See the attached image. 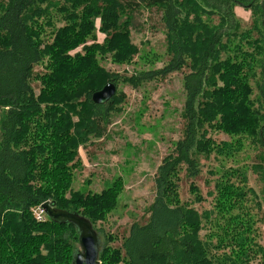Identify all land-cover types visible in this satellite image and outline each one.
<instances>
[{
    "label": "trees",
    "instance_id": "trees-1",
    "mask_svg": "<svg viewBox=\"0 0 264 264\" xmlns=\"http://www.w3.org/2000/svg\"><path fill=\"white\" fill-rule=\"evenodd\" d=\"M142 6L164 12L173 59L158 74L179 71L186 64L185 58L192 57L188 65L191 72L184 77L185 133L176 153L160 167L149 222L130 230L124 254L109 252L106 256L103 247L99 260L102 264H222L217 251L222 250L228 253L231 264H243L241 251L255 254L245 249V243L238 245V240L240 236L255 239L256 229L249 227L239 233L238 221L253 226L258 219L256 211L264 208V190L251 187L249 175L240 171L241 164L245 165L264 184V0H0V108L4 109L0 122V264H73L79 233L69 223L48 218L38 222L34 209L43 203L81 214L93 226L114 207V188L100 194L71 190L74 170L82 165L78 147L85 143L86 135L47 118L41 107L49 102L34 95L31 80L43 53L48 52L52 73L47 74L51 78L44 84L49 95L60 100L74 91L79 81L75 76L83 72L82 62L92 60L98 51L105 48L113 52L116 64L129 62L137 54L129 42V30ZM55 7L60 12L67 10L66 18L78 23L80 30L65 29L53 49L42 51L39 41H34L38 34L32 24ZM236 7L252 14L251 27L241 29ZM75 8H82L81 13ZM216 14L218 23L205 22V15ZM98 22L101 33L107 34L103 50L95 44L92 51H86V58L69 57V50L85 44L88 38L96 39ZM158 74L146 73L143 80L150 81ZM109 82L116 85L118 78ZM107 83L88 94L91 106L100 113L97 120L104 122L113 100L100 106L92 102V96ZM86 86L87 82H80V87ZM74 94L67 96L73 98ZM205 127L231 140L206 138L207 131L201 133ZM88 131L102 135L94 125L83 130ZM240 136L248 137L246 141L254 147V161L244 154L247 149ZM202 156H214L218 163L209 173L203 169ZM183 172L189 178H199L205 172L206 179L211 175L205 183H214L208 195L218 194L216 207L200 214L189 205H179L175 180ZM189 191L191 205L208 202L196 183ZM225 210L231 211L232 222L222 226L218 234L207 232L206 237L214 240L211 243L201 241L202 220L209 221L213 213ZM230 231L235 234L230 236Z\"/></svg>",
    "mask_w": 264,
    "mask_h": 264
},
{
    "label": "rangeland",
    "instance_id": "rangeland-1",
    "mask_svg": "<svg viewBox=\"0 0 264 264\" xmlns=\"http://www.w3.org/2000/svg\"><path fill=\"white\" fill-rule=\"evenodd\" d=\"M81 9L73 10L81 13ZM66 16H68L67 10L60 12L55 7L49 8L47 13L36 18L32 30L38 34L34 41H39L38 45L42 51L53 49L57 39L66 32L65 29L71 28L74 32L80 30L78 23L69 21ZM163 17L164 12L159 8L142 6L135 12L134 27L129 30V42L137 49V54L133 55L129 62L120 64L114 62V53L103 47L107 34L101 33V24L98 22L96 39L88 38L85 44L67 53L71 58L80 56L83 59L88 56L86 51H92L95 44L102 50L104 48V52L98 51L92 60L82 62L84 74L82 72L75 76L79 81L74 86V91L68 93L76 92L73 98L68 97L67 94L62 99L56 100L49 95L48 87L44 84L51 78V76L46 77L47 74L52 73V58L48 52L43 53V61L32 73L31 86L34 95L40 100L49 102L41 107L47 118L64 123L75 133L80 131L79 133L86 135L83 141L85 143L78 147L82 165L74 170L75 180L70 187L71 190L100 194L104 189L110 187L115 189L114 207L104 219L96 220L94 224L95 229L101 231L98 234L100 252L105 247L106 256L109 252L116 255L124 254L122 249L130 230L149 222L150 211L158 194L156 180L160 167L176 153L185 133L184 77L191 72L188 65L192 62V57L185 58L186 64L179 71L158 74L166 69L173 59ZM235 17L241 24V29L251 27L252 14L248 10L236 7ZM204 20L209 25H214L219 22L220 17L217 14L205 15ZM192 53H195L194 49ZM149 72H156L158 76L150 81H144L143 75ZM115 77L118 78V82L117 93L115 99L113 98L114 106L106 111L107 120L99 121L97 119L100 113L91 106L88 94L107 82L112 83L109 81ZM80 82H87L88 86L80 87ZM3 116L4 109L0 108V122ZM90 125H94L95 130L102 135L95 136L89 131L84 133V128ZM205 131H207L205 137L213 138L216 142L231 140L229 136L216 132L215 129L210 130L205 127L201 133ZM247 138L240 136V141L243 148L247 149L244 154L249 155L250 160L254 161V147L250 146V141H246ZM200 161L204 165L203 169L208 170V173L213 166L218 165L214 156L208 159L202 156ZM240 171L249 175L251 187L256 188L258 192L264 190V184L257 181L252 170L248 172L247 167L241 164ZM206 178V172L199 178H189L185 172L178 175L175 180V184H178L175 200H179V205H189L190 208L197 209L200 214L206 209L216 207L218 194L209 197L208 193L214 190V183L211 186L206 185L205 182L212 177L209 174V178ZM192 183H196L202 189L203 196L208 199L206 204L191 205L189 190ZM178 203L171 205L176 206ZM256 213L258 219L253 226L250 224L248 226L244 220L238 221L239 233L249 227L256 229L255 239L250 238L252 234H248L250 239H243V236H240L238 240V245L245 243V249L255 253L247 255V250L241 251L243 264H264V208ZM230 215L231 211L225 210L223 213H213L209 221L203 219L200 240L210 243L214 241L206 237L207 232L218 234L222 226L232 222ZM229 234L232 236L235 233L230 231ZM227 240L231 242V239ZM211 247L214 248L213 245ZM217 251L221 252L219 259L222 264L232 263L228 253Z\"/></svg>",
    "mask_w": 264,
    "mask_h": 264
},
{
    "label": "water",
    "instance_id": "water-1",
    "mask_svg": "<svg viewBox=\"0 0 264 264\" xmlns=\"http://www.w3.org/2000/svg\"><path fill=\"white\" fill-rule=\"evenodd\" d=\"M117 93L113 83L107 84L102 90L92 96L95 105L104 106L110 103ZM45 216L55 223H69L76 227L79 233V249L74 254L73 264H101L99 257L101 251L100 238L92 222L78 213H70L57 209L55 204L45 202L42 204Z\"/></svg>",
    "mask_w": 264,
    "mask_h": 264
},
{
    "label": "built area",
    "instance_id": "built-area-1",
    "mask_svg": "<svg viewBox=\"0 0 264 264\" xmlns=\"http://www.w3.org/2000/svg\"><path fill=\"white\" fill-rule=\"evenodd\" d=\"M34 215L38 222H44L46 220L45 212L42 209V204L34 209Z\"/></svg>",
    "mask_w": 264,
    "mask_h": 264
}]
</instances>
